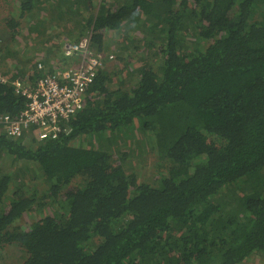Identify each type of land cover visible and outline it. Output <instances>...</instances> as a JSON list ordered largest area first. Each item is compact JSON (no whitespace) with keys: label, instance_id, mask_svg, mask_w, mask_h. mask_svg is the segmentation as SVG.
I'll use <instances>...</instances> for the list:
<instances>
[{"label":"trees","instance_id":"1","mask_svg":"<svg viewBox=\"0 0 264 264\" xmlns=\"http://www.w3.org/2000/svg\"><path fill=\"white\" fill-rule=\"evenodd\" d=\"M10 15L0 118L26 108L13 82L81 63L64 43L89 37L103 64L57 139L0 123V264L264 259V0H16Z\"/></svg>","mask_w":264,"mask_h":264},{"label":"built area","instance_id":"2","mask_svg":"<svg viewBox=\"0 0 264 264\" xmlns=\"http://www.w3.org/2000/svg\"><path fill=\"white\" fill-rule=\"evenodd\" d=\"M63 53L66 57L83 59L77 67L45 74L34 87L25 86L19 80L13 82L16 92L28 102L25 110L16 118L9 115L0 118L9 136L21 137L33 125L37 126L40 140L57 139L61 133L69 131L65 123L83 109L86 92L103 64V55L94 56L90 53L89 37L77 43H64ZM0 80L8 82L5 78Z\"/></svg>","mask_w":264,"mask_h":264},{"label":"rangeland","instance_id":"3","mask_svg":"<svg viewBox=\"0 0 264 264\" xmlns=\"http://www.w3.org/2000/svg\"><path fill=\"white\" fill-rule=\"evenodd\" d=\"M15 3H16V0H0V36H3V35H2L3 33L8 32V29L6 28V23H7L6 21H7V19H9V18L12 17V16L10 15V13H11V11H13V7H14ZM23 29H24V26L22 27L21 31H22ZM60 31H61V30H60V28H59V29H57V32H56V33L60 32ZM23 32L25 33L24 30H23ZM85 38H86V37H85ZM55 41L58 42V43H64L65 41H68V39L63 35L61 38H58V39H56ZM23 45H25V44H23ZM23 45H22V46H23ZM29 52H31V51H29ZM61 52H62L61 54L64 55V53H63V47H62ZM59 53H60V51H59V49H58V50H57V53H56L55 60H52V59H51V63H52L53 61H56V60L59 59V61H57V62L55 63L57 67H59L60 65H62V63H61L60 61L62 60L61 57H63V56H59ZM38 54H41V55H38ZM38 54H37L38 57H37V55L35 54V56H34V58H33L34 61H35L36 59H38L40 56H42V54L45 55V52H39ZM64 56H65V55H64ZM28 57H29V56H28ZM42 58H43V56H42ZM44 59H45V56H44ZM77 60H78V59H77ZM114 61H115V59L112 60L110 63H108V64H107V67H110V66H111V63L113 64ZM39 62H40V61H39ZM39 62H38V63H39ZM13 65H14L13 62H9V63H5V64L0 65V75L3 76V77H5V74H12L14 71H16L15 66L13 67ZM61 67H63L64 69L66 68V67H64L63 65H62ZM63 68H60L59 70H61V69H63ZM66 69H67V68H66ZM249 264H264V259H262V257H260V256H257V257L252 258V260L249 262Z\"/></svg>","mask_w":264,"mask_h":264}]
</instances>
